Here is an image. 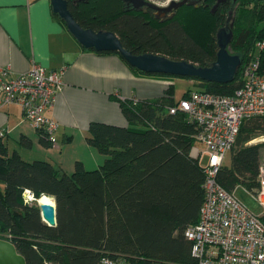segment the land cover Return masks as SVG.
<instances>
[{
	"label": "trees",
	"instance_id": "16d2710c",
	"mask_svg": "<svg viewBox=\"0 0 264 264\" xmlns=\"http://www.w3.org/2000/svg\"><path fill=\"white\" fill-rule=\"evenodd\" d=\"M66 1L82 28L115 33L133 55H160L202 68L217 60V34L230 17L232 53L241 57L242 67L234 82L225 85L147 74L198 84L179 100L170 85L159 99L119 101L124 127L91 124L88 140L108 158L93 172L82 162L75 164L72 174L48 161L28 162L0 143V239L14 244L27 264H101L106 256L133 264H196L186 231L199 223L206 175L191 154L197 125L187 114L173 115L170 109L195 91L230 96L242 87L241 71L257 44L264 43V0L229 1L215 14V0L208 6L187 4L170 20L157 19L149 8L136 11L124 0ZM97 53L125 61L118 53ZM261 63L264 67V50ZM40 135L51 147L44 131ZM263 136L264 116L243 122L231 162L218 174L227 191L239 187L257 193L264 142L252 141ZM21 142L31 144L29 139ZM26 191L34 201H28ZM42 197L56 203L54 227L43 220L38 206ZM261 220L264 224V217Z\"/></svg>",
	"mask_w": 264,
	"mask_h": 264
},
{
	"label": "crops",
	"instance_id": "0c3cea01",
	"mask_svg": "<svg viewBox=\"0 0 264 264\" xmlns=\"http://www.w3.org/2000/svg\"><path fill=\"white\" fill-rule=\"evenodd\" d=\"M34 63L48 73L63 72V88L48 110V117L59 125L60 149L42 143L40 131L24 119L17 105L0 109V131L5 132L0 143L23 159L45 157L67 174L73 173L77 162L91 172L106 162L107 156L88 140L89 127L126 126L119 101L159 99L170 85L176 95V79L148 76L134 71L118 55L85 50L55 17L50 0H0V66H10L18 75L31 71Z\"/></svg>",
	"mask_w": 264,
	"mask_h": 264
},
{
	"label": "built area",
	"instance_id": "2783aa9c",
	"mask_svg": "<svg viewBox=\"0 0 264 264\" xmlns=\"http://www.w3.org/2000/svg\"><path fill=\"white\" fill-rule=\"evenodd\" d=\"M263 50L264 43H258L256 53L241 71L242 87L233 95L195 91L170 109L173 115L179 112L187 114L197 125L195 144L202 145V149L194 145L191 154L206 175L205 201L199 223L186 231V237L193 242L192 256L197 260L196 264H264V224L261 220L264 217V157L259 168L256 194L239 187L229 192L218 182L219 171L236 145L243 122L264 116ZM62 76V71L48 73L36 63L32 64L31 71L18 75L10 66H0V109L19 106L24 119L36 130L44 131L55 150L60 149L57 138L59 125L48 117V110L63 88ZM4 136L5 132L0 131V139ZM255 142L263 143L264 138ZM205 160L207 165L202 166ZM239 190L254 197L262 210L259 215L238 198ZM25 196L28 201H34L30 191H26ZM101 264L133 263L106 256Z\"/></svg>",
	"mask_w": 264,
	"mask_h": 264
},
{
	"label": "water",
	"instance_id": "95a60500",
	"mask_svg": "<svg viewBox=\"0 0 264 264\" xmlns=\"http://www.w3.org/2000/svg\"><path fill=\"white\" fill-rule=\"evenodd\" d=\"M53 13L58 15L66 24L68 31L75 37L79 44L85 49L95 52L118 53L133 68L151 75H169L181 78H198L202 81L230 84L233 83L236 75L242 66V59L234 55L231 51V44L234 39L232 31L228 27L220 29L217 34L218 54L217 60L211 67L202 68L186 61H174L169 58L154 54L133 55L126 50L119 37L113 32H96L92 29L82 28L74 19L68 9L66 0H50ZM128 5L139 11L144 7L157 11V19H173L175 11L189 4L195 6L196 3L189 0L173 1L166 8H160L147 0H124ZM226 0H217L212 8V14H215L220 5ZM239 0H233L237 3ZM171 15L167 16L168 13ZM43 198V197H42ZM41 198V199H42ZM49 198V197H48ZM52 199V198H50ZM38 203L43 220L51 227L57 225L56 221V203ZM0 264H27L26 259L17 251L14 244L0 239Z\"/></svg>",
	"mask_w": 264,
	"mask_h": 264
},
{
	"label": "rangeland",
	"instance_id": "374dc122",
	"mask_svg": "<svg viewBox=\"0 0 264 264\" xmlns=\"http://www.w3.org/2000/svg\"><path fill=\"white\" fill-rule=\"evenodd\" d=\"M156 2V4H158V7H162L163 5H167L173 1H180V0H153ZM157 6V5H156ZM232 24V23H231ZM231 24L230 26L228 27V29L231 30ZM233 52V51H231ZM187 79H180V78H176L175 80V86H176V98L177 99H180L181 96L183 95L184 92H186V90H189V89H193V85L195 84V86H197V82H193V84H190L189 82H186ZM240 80V79H239ZM189 83V85H188ZM195 89H193L192 91H194ZM264 137H260V138H257L255 140L252 141L253 144H257V140L259 139H262ZM195 147H198L200 149H202V145L199 144V143H196L195 144ZM24 159L28 160H44L45 157H24ZM231 162V154L228 155V157L226 158L225 162H224V165L227 164L229 165ZM200 164V163H199ZM207 165V160L204 161V163L202 164V166H205ZM237 196L238 198L244 202L249 208L251 211H253L255 214L259 215L261 213V208L260 206L257 204V202L255 201L254 197L253 196H250L248 195L247 193H245L243 190H239L237 192Z\"/></svg>",
	"mask_w": 264,
	"mask_h": 264
},
{
	"label": "flooded vegetation",
	"instance_id": "af4514ba",
	"mask_svg": "<svg viewBox=\"0 0 264 264\" xmlns=\"http://www.w3.org/2000/svg\"><path fill=\"white\" fill-rule=\"evenodd\" d=\"M79 1H83V0H79ZM148 2H151V3H153V4H155V5H157L158 6V4H156V2L155 1H153V0H147ZM181 1V0H180ZM189 1H193V2H195L196 3V5H197V3H199V4H206V6H208V4H209V1H211V0H189ZM216 1V3H217V0H215ZM233 2V0H226L223 4H225V3H227V2ZM178 2V1H177ZM215 3V4H216ZM214 4V5H215ZM170 5V3L169 4H167V5H163L161 8H166V7H168ZM130 6H132V5H130ZM133 8V7H132ZM144 8H146V7H144ZM143 8V9H144ZM150 9V8H149ZM142 10V9H141ZM153 10V9H152ZM155 11V10H154ZM172 14V12H170V13H168L167 14V16H169V15H171ZM157 15H158V13H157V11H155L154 12V16L157 18ZM165 18L166 17H164V18H162L161 20H165ZM230 24H231V19H230V17H228V19H227V22H226V27H229L230 26ZM229 25V26H228Z\"/></svg>",
	"mask_w": 264,
	"mask_h": 264
},
{
	"label": "bare ground",
	"instance_id": "6f19581e",
	"mask_svg": "<svg viewBox=\"0 0 264 264\" xmlns=\"http://www.w3.org/2000/svg\"><path fill=\"white\" fill-rule=\"evenodd\" d=\"M52 199L48 197H43L42 199L38 200V203H52Z\"/></svg>",
	"mask_w": 264,
	"mask_h": 264
}]
</instances>
